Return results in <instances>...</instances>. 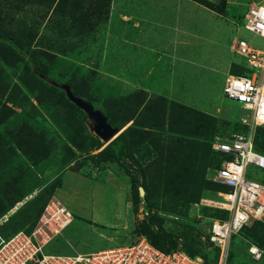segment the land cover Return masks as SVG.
Wrapping results in <instances>:
<instances>
[{
	"label": "rangeland",
	"instance_id": "374dc122",
	"mask_svg": "<svg viewBox=\"0 0 264 264\" xmlns=\"http://www.w3.org/2000/svg\"><path fill=\"white\" fill-rule=\"evenodd\" d=\"M256 2L0 0V236L28 232L54 200L74 221L46 254L150 232L209 253L221 215L214 146L247 134L252 118L223 88L246 70L240 39L264 48L244 30ZM103 122L123 128L110 136ZM255 134L264 152V126ZM251 244L264 249V219L233 247L241 264H264Z\"/></svg>",
	"mask_w": 264,
	"mask_h": 264
},
{
	"label": "built area",
	"instance_id": "2783aa9c",
	"mask_svg": "<svg viewBox=\"0 0 264 264\" xmlns=\"http://www.w3.org/2000/svg\"><path fill=\"white\" fill-rule=\"evenodd\" d=\"M245 19L244 30L264 40V2L251 4ZM235 50L251 74L229 76L223 93L241 103L252 118L243 120L249 126L247 134L220 139L214 146L222 156L215 182L227 189L218 192L219 208L229 212L226 220L214 219L209 230L210 242L219 249L217 264H231L233 239L252 222L264 219V183L249 176L250 169L264 170V155L254 149L255 128L264 126V48L253 45V40L240 39ZM73 221L72 211L57 201H49L31 233L0 236V264H205L202 258H193L181 250L164 252L146 237L91 254H46L45 246ZM249 253L256 261L264 256V251L254 244Z\"/></svg>",
	"mask_w": 264,
	"mask_h": 264
},
{
	"label": "trees",
	"instance_id": "16d2710c",
	"mask_svg": "<svg viewBox=\"0 0 264 264\" xmlns=\"http://www.w3.org/2000/svg\"><path fill=\"white\" fill-rule=\"evenodd\" d=\"M250 74H251V71L250 70H248L247 68H246V70L244 69L243 70V72L242 73H239V74H235V75H237V76H250ZM114 124V126L115 127H117L116 126V124L115 123H113ZM123 127H117V129H118V131H120L121 129H122ZM262 145H264V144H262ZM261 148H263V146H261V147H259L257 144H256V134H255V139H254V149L257 151V152H259V153H261V154H263L264 155V152L261 150ZM220 155V154H219ZM221 162H222V156L220 155L219 156V165H218V167L220 166V164H221ZM249 176L251 177V178H255V179H257L258 181H261L262 183H264V177H259L258 175H256V173L254 172V169H250L249 170ZM215 186H216V193H218V192H222V191H226L227 189L226 188H224V187H222V186H220L219 184H217V183H215ZM47 205V204H46ZM46 205H45V207H46ZM44 207V208H45ZM43 211H44V209H43ZM43 211L41 212V214H40V216L42 215V213H43ZM221 211V215H219L218 217H216L215 219H222V220H226V219H228V217H229V212L228 211H225V210H220ZM40 216H39V218H40ZM39 218L37 219V222H38V220H39ZM37 222L34 224V226L33 227H31L30 229H29V231L28 232H26V233H31L32 232V230L35 228V226L37 225ZM259 221H254V224L255 223H258ZM253 223V222H252ZM212 224V223H211ZM250 225V224H249ZM248 225V226H249ZM248 226H246L243 230H242V232H241V234H240V236H238V237H236V238H234L233 239V241H232V245H231V254H230V263L231 264H241V262H242V259L239 257V256H237V255H235L236 253H234V251H233V247H234V245L237 243V241L238 240H240V239H243V235H244V233H245V231L247 230V228H248ZM210 227H211V225H210ZM20 232V231H19ZM18 233V232H17ZM16 234V233H15ZM14 234V235H15ZM13 236V235H12ZM146 237H147V239L149 240V242L152 244V245H154L155 247H157L158 249H160V250H162V251H164V252H167V253H169V252H173V251H176V250H180V249H178V244L177 243H174V242H172V243H170L168 240H167V238L164 236V235H162V234H158L157 232H150V233H147L146 234ZM210 234L208 233V235H207V237H206V242H207V244H208V246H207V248L209 249V253H207V254H203V253H196V252H193V253H191V254H188V255H190L191 257H193V258H197V257H200V258H202L203 260H204V262H205V264H217V261H218V257H219V249H217L211 242H210ZM195 243V242H194ZM196 244H197V242H196ZM255 245V244H254ZM251 246V245H250ZM250 246L248 247V252H247V254L249 253V248H250ZM257 246V245H256ZM259 247V246H258ZM259 248H261V247H259ZM262 249V248H261ZM263 251H264V249H262ZM254 262H259V261H261V260H263L264 259V256L262 257V259L261 260H259V261H256V260H254L253 259V257H252V255L249 253V255H248Z\"/></svg>",
	"mask_w": 264,
	"mask_h": 264
},
{
	"label": "water",
	"instance_id": "95a60500",
	"mask_svg": "<svg viewBox=\"0 0 264 264\" xmlns=\"http://www.w3.org/2000/svg\"><path fill=\"white\" fill-rule=\"evenodd\" d=\"M102 129L105 130L110 136H114L118 131L112 130L106 123L103 122Z\"/></svg>",
	"mask_w": 264,
	"mask_h": 264
},
{
	"label": "crops",
	"instance_id": "0c3cea01",
	"mask_svg": "<svg viewBox=\"0 0 264 264\" xmlns=\"http://www.w3.org/2000/svg\"><path fill=\"white\" fill-rule=\"evenodd\" d=\"M146 11V10H145ZM145 14H148V16L151 14V12L149 13L148 11H146V13ZM225 85V84H224ZM61 198H62V201L64 202V203H66V204H71V200L69 199V197L68 196H64L63 194H61ZM66 230V229H65ZM53 241V240H52ZM51 241V242H52ZM51 242L48 244V245H50L51 244ZM47 245V246H48ZM47 246H45V248L47 247ZM45 250V249H44ZM93 253H95V252H93ZM89 254H91V253H89ZM63 256V255H62Z\"/></svg>",
	"mask_w": 264,
	"mask_h": 264
}]
</instances>
